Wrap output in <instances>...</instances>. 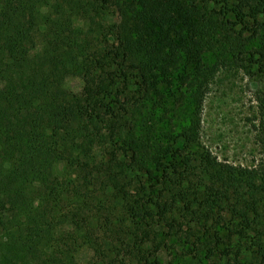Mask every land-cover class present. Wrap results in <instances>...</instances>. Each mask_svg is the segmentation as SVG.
<instances>
[{
  "label": "trees",
  "instance_id": "16d2710c",
  "mask_svg": "<svg viewBox=\"0 0 264 264\" xmlns=\"http://www.w3.org/2000/svg\"><path fill=\"white\" fill-rule=\"evenodd\" d=\"M227 68L262 83L253 167L187 148ZM162 83L189 99L182 147L149 136ZM187 226L167 264H264V0H0V264H164Z\"/></svg>",
  "mask_w": 264,
  "mask_h": 264
},
{
  "label": "rangeland",
  "instance_id": "374dc122",
  "mask_svg": "<svg viewBox=\"0 0 264 264\" xmlns=\"http://www.w3.org/2000/svg\"><path fill=\"white\" fill-rule=\"evenodd\" d=\"M170 36H172L171 33ZM209 62H211V58ZM189 69L191 68L189 67ZM178 72L177 70L175 75ZM64 86L73 93H79L82 82L76 77L68 78ZM205 86L199 112L197 136L188 142L187 148L190 151L206 149L221 162L243 167L255 166L262 159L254 139L253 129L257 118L255 95L262 88L260 79L250 78L238 68H227L210 77ZM171 90H174V85L169 89V86H164L162 83L159 92L166 96L171 95ZM165 98L167 100L166 110L161 103L160 105L157 103L154 107L148 104L146 107L147 110L152 108L153 117L157 118V121L151 124L153 126L149 136L163 144L175 142L174 146L182 147L184 145L183 140L177 136L180 133L179 130H185L188 127L184 126L189 120V99L186 96L179 97V95H175L174 98H167V96ZM152 101L154 102L156 99H152ZM97 114L91 109L84 111V117ZM146 117L149 118L147 115ZM186 133L191 136L189 131ZM89 140V138L86 140V144L91 142ZM195 235L197 232L191 226H187L172 240L168 239L166 241L168 249H164L161 254L163 263H169L172 256L182 255L181 251L187 253L189 243L194 240ZM90 256L91 253L88 250H81L79 254L80 264H87ZM184 263L231 264L232 262L225 258H219L218 255L208 259L201 255L199 257L188 256ZM242 264L257 263L246 252V257L242 258Z\"/></svg>",
  "mask_w": 264,
  "mask_h": 264
}]
</instances>
